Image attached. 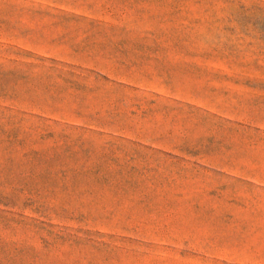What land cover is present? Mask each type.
I'll use <instances>...</instances> for the list:
<instances>
[{"label":"rangeland","instance_id":"rangeland-1","mask_svg":"<svg viewBox=\"0 0 264 264\" xmlns=\"http://www.w3.org/2000/svg\"><path fill=\"white\" fill-rule=\"evenodd\" d=\"M0 264H264V0H0Z\"/></svg>","mask_w":264,"mask_h":264}]
</instances>
